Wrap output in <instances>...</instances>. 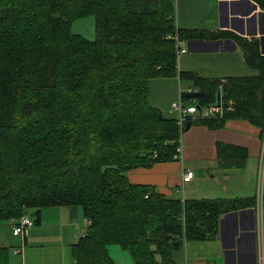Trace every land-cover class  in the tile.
I'll return each mask as SVG.
<instances>
[{"label":"trees","instance_id":"1","mask_svg":"<svg viewBox=\"0 0 264 264\" xmlns=\"http://www.w3.org/2000/svg\"><path fill=\"white\" fill-rule=\"evenodd\" d=\"M90 15L95 39L71 28ZM200 37L235 39L256 73L225 78L234 111L181 125L151 103L150 82L179 77L193 85L184 102H216L221 77L178 66L181 42ZM239 118L264 131L258 38L181 28L174 0H0V228L25 214L38 226L47 206H80L88 226L73 245L75 264H116L112 244L134 264H177L185 242L217 238L221 216L256 198L183 201L133 183L128 171L177 159L188 124L220 129ZM217 149L222 167L246 162L244 147ZM11 252L0 240V264Z\"/></svg>","mask_w":264,"mask_h":264},{"label":"crops","instance_id":"2","mask_svg":"<svg viewBox=\"0 0 264 264\" xmlns=\"http://www.w3.org/2000/svg\"><path fill=\"white\" fill-rule=\"evenodd\" d=\"M174 1L179 27L191 31L233 30L249 39L258 38L264 54V14L251 20L264 12L256 0ZM180 46L187 51L178 56L179 70L222 79L256 73L235 39L191 38L183 40ZM183 81L179 77L151 80V103L167 116H174L172 103L181 98L182 91L193 86L187 81L184 89ZM224 125L220 129L191 125L181 135L177 159L128 171L133 183L154 185L165 195L183 201L256 198L254 206L227 211L221 216L217 238L185 242L176 254L177 264H264V131L240 118L229 119ZM219 142L246 148L245 164L220 166ZM186 171H193L190 181H184ZM82 211L78 206L42 208L41 224L33 226L24 237L17 236L20 240L16 245L0 233L1 242L13 248L10 264H75L73 245L88 226Z\"/></svg>","mask_w":264,"mask_h":264},{"label":"built area","instance_id":"3","mask_svg":"<svg viewBox=\"0 0 264 264\" xmlns=\"http://www.w3.org/2000/svg\"><path fill=\"white\" fill-rule=\"evenodd\" d=\"M187 49L181 48L180 53H185ZM225 79L222 80L220 90L218 93V100L212 104L200 106L197 104H187L182 98L172 103V110L178 117L179 124H183L189 115H193V118L198 117H223L227 112L235 110V102L233 99H228V94L224 88ZM192 90V89H190ZM180 150V149H179ZM264 153V143H263ZM193 177V171H186L184 175V181H190ZM35 226V220L30 215H24L21 218H17L13 224V234L15 236H25L29 230Z\"/></svg>","mask_w":264,"mask_h":264},{"label":"rangeland","instance_id":"4","mask_svg":"<svg viewBox=\"0 0 264 264\" xmlns=\"http://www.w3.org/2000/svg\"><path fill=\"white\" fill-rule=\"evenodd\" d=\"M71 28L74 33L80 34L84 38H87V39H95L97 35L96 18L94 15H90V16H86V17L74 20L72 22ZM187 85H188L187 81H183L181 86H183V88L185 89ZM80 209L82 210L81 207ZM33 212H35L34 208L30 210V214L33 215ZM17 218L18 217L10 218V220L7 223L5 222L4 226L0 228V233H3L6 236H8L10 238L9 242H11V244L13 245L18 244L20 240L19 237L13 235L12 228H11ZM84 219H87V218L85 217ZM109 254L116 264H134L135 263L130 252L127 250H123L122 247L119 246L118 244H112L109 246ZM18 259H19V256H18Z\"/></svg>","mask_w":264,"mask_h":264},{"label":"water","instance_id":"5","mask_svg":"<svg viewBox=\"0 0 264 264\" xmlns=\"http://www.w3.org/2000/svg\"><path fill=\"white\" fill-rule=\"evenodd\" d=\"M262 14H264V12H260L259 14H256V15H254V17L253 18H251V20H255L259 15H262ZM228 40H230V39H228ZM222 40H220V42H221ZM191 126V124H189L187 127H190Z\"/></svg>","mask_w":264,"mask_h":264},{"label":"bare ground","instance_id":"6","mask_svg":"<svg viewBox=\"0 0 264 264\" xmlns=\"http://www.w3.org/2000/svg\"><path fill=\"white\" fill-rule=\"evenodd\" d=\"M223 79H225V78H223ZM223 79H222V80H223ZM225 81H227V80L225 79ZM181 98H182V97H181ZM263 143H264V142H263ZM263 159H264V153H263ZM192 178H193V177H192Z\"/></svg>","mask_w":264,"mask_h":264}]
</instances>
